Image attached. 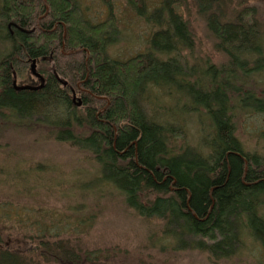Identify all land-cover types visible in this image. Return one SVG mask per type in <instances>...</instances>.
<instances>
[{
    "label": "trees",
    "instance_id": "1",
    "mask_svg": "<svg viewBox=\"0 0 264 264\" xmlns=\"http://www.w3.org/2000/svg\"><path fill=\"white\" fill-rule=\"evenodd\" d=\"M84 1L0 0V138L28 132L88 157L83 162L96 169L94 176L121 185L122 203L153 223L148 242L157 251L198 250L211 263L247 255L264 264V152L245 150L235 121L264 114V105L242 104L264 100V20L258 12L264 0H91L105 15L96 20ZM134 18L148 26V35L136 54L123 58L119 49L126 46L115 48L112 34L127 32L124 44L141 39L128 29ZM197 23L221 55L217 63L195 55ZM33 60L44 86L17 90L15 76L20 85H35ZM172 75L194 80L192 103L185 95L177 99L189 102L196 119L191 125L160 101L174 96L167 83ZM192 129L206 136L194 155L187 143ZM4 151L0 178L18 174L47 193L61 181L63 194L65 173L54 163L25 166L26 158ZM6 189L22 192L0 179V193ZM74 203L80 210V200ZM75 210L78 223L90 227L94 209ZM59 230L45 227L9 246L0 227V264H104L83 251L77 236L65 238Z\"/></svg>",
    "mask_w": 264,
    "mask_h": 264
},
{
    "label": "rangeland",
    "instance_id": "2",
    "mask_svg": "<svg viewBox=\"0 0 264 264\" xmlns=\"http://www.w3.org/2000/svg\"><path fill=\"white\" fill-rule=\"evenodd\" d=\"M84 7L88 9V15L96 20V17H104L99 9L94 8L91 0L84 1ZM251 4V1H249ZM96 6V5H95ZM105 10H103L104 12ZM258 12L261 19L264 20V3L258 4ZM125 13V11H124ZM126 14V13H125ZM104 15V16H103ZM133 26L128 25V29L141 35L139 40L128 41L124 44L127 32H115L112 34L113 44L115 48L126 46L125 50L119 49L121 57L127 58L138 52V49L144 45V41L148 35V26L139 19L134 18L130 21ZM198 41L195 48V55L205 58H211L212 62H218L220 54L212 50L210 43L206 38V31L203 24L197 23ZM124 44V45H123ZM115 55V54H114ZM182 72H189V66L180 62ZM34 80L38 82V79ZM20 80V79H18ZM37 83H34L37 85ZM167 83L172 91H175L174 96H162L161 103L166 105L179 115L188 118V124L194 122V114L188 110L189 102L178 103L177 99L183 95L191 102V85L194 80L186 79L176 80L175 75L167 79ZM33 84V83H29ZM77 100L80 98L76 96ZM77 100H75L77 102ZM192 103V102H191ZM244 106L264 105V100L260 103L254 102L252 99H246L242 102ZM160 106L156 105L158 108ZM256 114V113H254ZM169 118L173 119L170 116ZM170 120V119H169ZM237 135L241 140L245 150L252 153L254 150L261 154L264 152V137L261 136L264 130V114L251 116L246 113L242 117H236ZM196 130H191L187 136V143L190 145L188 149L192 155L197 152V146H200L202 139H206L203 134L197 135ZM8 145V146H7ZM3 148L11 149L20 157L26 158L25 166L31 162H50L54 163L64 171L62 179L63 186L59 190L58 181L55 187H52L50 192L38 189L34 183L25 181L18 174L6 173L1 176L3 182L19 185L21 190L6 189L0 193V200L7 199L8 202H0V227L4 230L3 236L6 243L11 246L20 244V240L26 236H35L43 232V228L60 229L59 232L65 234V238L77 236L80 240L79 244L83 247V251L90 252L93 256H100L104 264H255L252 256L241 255L232 260H222L216 263H211L204 252L198 250L177 252V253H162L150 246L148 239L154 236L155 226L147 224L132 211H130L119 197L125 189L116 183L113 179H103L101 176H94L97 171L93 167H89V163H84L83 160H88L86 156L81 157L77 152L64 146V144L56 143L47 140L43 136L31 134L23 131L10 133L5 137L0 138V157L4 155ZM16 154V155H17ZM17 155V156H18ZM52 164V165H54ZM41 173L42 169L38 166ZM77 171V173H74ZM68 172H71L68 175ZM9 174V175H8ZM31 174H29L30 176ZM8 181V182H7ZM32 184V185H31ZM31 186V187H30ZM65 187H69L68 191ZM27 188H33L28 190ZM19 192V193H17ZM101 193L107 195L99 196ZM98 196V198H97ZM93 198H97L99 206L92 202ZM76 200H80V210H75ZM89 204V205H88ZM96 214L94 222L91 226L85 227L78 223L75 218L74 210L78 214L90 210ZM87 224V223H86ZM150 226V227H148ZM76 238V237H75ZM16 241V242H15ZM78 241V239H76ZM251 244L245 240L243 247H249ZM236 249V247L234 248ZM233 249V250H234ZM264 258V257H263ZM261 258V259H263Z\"/></svg>",
    "mask_w": 264,
    "mask_h": 264
},
{
    "label": "water",
    "instance_id": "3",
    "mask_svg": "<svg viewBox=\"0 0 264 264\" xmlns=\"http://www.w3.org/2000/svg\"><path fill=\"white\" fill-rule=\"evenodd\" d=\"M46 2V0H45ZM48 8V6H47ZM30 70H31V73L36 76L37 78L40 79V83L38 85H20L18 84V81H17V78L15 76V80H14V87L17 89V90H22V89H30V90H37V89H40L44 86V78L41 76L40 73L37 72V64H36V60H33L31 65H30ZM61 82L66 85L67 82L66 81H62ZM76 94L74 93V100H76ZM77 105L80 106L81 105V100L78 99L77 101ZM247 165V164H246Z\"/></svg>",
    "mask_w": 264,
    "mask_h": 264
},
{
    "label": "bare ground",
    "instance_id": "4",
    "mask_svg": "<svg viewBox=\"0 0 264 264\" xmlns=\"http://www.w3.org/2000/svg\"><path fill=\"white\" fill-rule=\"evenodd\" d=\"M64 40V39H63ZM62 50L64 51L65 50V46H64V44H63V46H62ZM78 51H80L79 49H77V50H71V51H69V53L71 54V53H73V52H78ZM88 56H89V53H88ZM18 81V80H17ZM19 84V83H18ZM26 85V84H25ZM246 164H247V162H245Z\"/></svg>",
    "mask_w": 264,
    "mask_h": 264
},
{
    "label": "flooded vegetation",
    "instance_id": "5",
    "mask_svg": "<svg viewBox=\"0 0 264 264\" xmlns=\"http://www.w3.org/2000/svg\"><path fill=\"white\" fill-rule=\"evenodd\" d=\"M30 79H31V77H29ZM37 78V77H36ZM38 80H39V82H40V79L39 78H37ZM28 82H26V85H30L29 83H30V81L29 80H27ZM36 83H37V81H36Z\"/></svg>",
    "mask_w": 264,
    "mask_h": 264
}]
</instances>
